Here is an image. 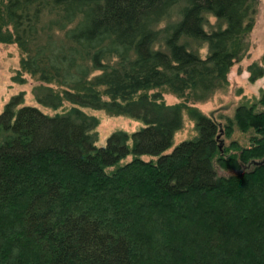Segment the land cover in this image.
<instances>
[{
	"label": "trees",
	"instance_id": "1",
	"mask_svg": "<svg viewBox=\"0 0 264 264\" xmlns=\"http://www.w3.org/2000/svg\"><path fill=\"white\" fill-rule=\"evenodd\" d=\"M255 2L0 3V40L19 44L26 70L64 88L38 89L39 103L74 105L51 116L15 96L0 114V264H264V164L247 169L264 159L258 103L239 106L225 131L253 130L248 147L221 149L218 123L191 108L198 135L169 153L187 105L137 97L169 86L206 100L226 86L248 49ZM174 11L177 19L160 27ZM209 13L219 21L210 32ZM200 43L205 58L192 48ZM262 75L253 71L252 81ZM79 106L145 127L99 147V121ZM215 163L237 174L219 176Z\"/></svg>",
	"mask_w": 264,
	"mask_h": 264
},
{
	"label": "rangeland",
	"instance_id": "2",
	"mask_svg": "<svg viewBox=\"0 0 264 264\" xmlns=\"http://www.w3.org/2000/svg\"><path fill=\"white\" fill-rule=\"evenodd\" d=\"M256 13L254 15V27L248 36V49L244 55L235 61L231 72L228 75L229 83L223 88L217 89L213 92L212 96L208 99L198 100L194 97L193 92H186L185 95H180L173 92L169 86L156 87L153 89L145 90L139 94H149L160 98L161 102L166 105H187L183 110L184 123L181 131L175 134V141L170 151L174 150L182 141L192 140L198 135L197 126L195 121L190 116L189 109L197 108L199 111L215 120L220 127V144L222 147L230 149L229 154L235 153L232 148L233 143L241 147H248L252 143V137L256 134L253 130L243 132L237 125L233 127L232 136L227 135L226 127L229 119H234L236 109L241 105L253 106L257 104L256 111H264V106L258 102L264 93V75L259 77L257 81H252L253 71L258 72L260 68H264V0H255ZM3 4L4 0H0ZM170 19L165 20L160 27H164L169 21L173 22L177 19L176 12L174 11ZM206 30L208 32L217 29L219 21L212 14L206 15ZM4 32V29H1ZM195 49L203 58L209 54V47L207 43H200L199 45L192 44ZM24 52L19 44L14 42H5L0 40V114L5 106L12 101L15 96H22L24 103L22 106L38 107L45 114L55 116L57 114H64L70 111L74 105L68 100L64 101L62 106L57 109L43 106L36 98V91L40 88H51L55 92L63 93L64 88L55 82H46L41 79L39 75L32 74L22 66V61L25 58ZM98 73H94V76ZM105 87H101L100 91L104 92ZM105 100L108 96L103 95ZM88 116H93L99 121L96 127L98 133L99 147L106 146L108 138L115 132H126L128 134L135 133L145 127L142 120L130 117L126 114L119 115L107 109H95L92 107H80ZM222 125V127L220 126ZM222 130V131H221ZM132 145V141H130ZM133 156H128L122 163L129 162ZM148 160L151 157H143ZM215 168L219 176H229L237 174L235 171L224 170L215 163Z\"/></svg>",
	"mask_w": 264,
	"mask_h": 264
},
{
	"label": "water",
	"instance_id": "3",
	"mask_svg": "<svg viewBox=\"0 0 264 264\" xmlns=\"http://www.w3.org/2000/svg\"><path fill=\"white\" fill-rule=\"evenodd\" d=\"M221 127H222V125H220ZM222 131V130H221ZM219 138L218 139H220V133H219ZM219 147H221V149H223L224 147H222V144H220V146ZM264 164V159H261L260 161H257V160H254V161H252L250 164H249V166H247V169H249V167H251V166H257V167H260L261 165H263Z\"/></svg>",
	"mask_w": 264,
	"mask_h": 264
}]
</instances>
